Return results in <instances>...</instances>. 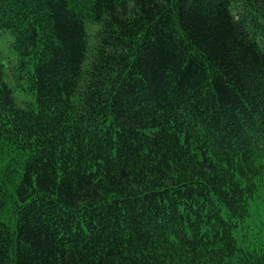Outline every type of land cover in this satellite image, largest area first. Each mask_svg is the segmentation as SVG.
I'll use <instances>...</instances> for the list:
<instances>
[{"label": "trees", "instance_id": "trees-1", "mask_svg": "<svg viewBox=\"0 0 264 264\" xmlns=\"http://www.w3.org/2000/svg\"><path fill=\"white\" fill-rule=\"evenodd\" d=\"M6 33L0 264H264V0H0Z\"/></svg>", "mask_w": 264, "mask_h": 264}, {"label": "rangeland", "instance_id": "rangeland-1", "mask_svg": "<svg viewBox=\"0 0 264 264\" xmlns=\"http://www.w3.org/2000/svg\"><path fill=\"white\" fill-rule=\"evenodd\" d=\"M93 31H94V27H89V34L92 35L93 34ZM8 34H1L0 36V61L1 63L3 64V67H4V73H5V82L11 86V87H15V91H14V97L16 98V101L18 103H23L25 101L29 102L30 100L31 101H34V98L32 95H30L24 88L18 86V85H22L24 84V80L21 79L19 80L18 79V75L19 74H22V73H19L17 70H16V57L14 56V59L12 58L11 54L9 53L8 51V43H9V38L7 36ZM11 39V38H10ZM10 49V48H9ZM11 51V50H10ZM261 198L262 199H259L256 201L257 203V206L264 210V190H263V194L261 195ZM263 212V211H262ZM261 212V213H262ZM264 220L263 217H260L256 220H254L256 224H259L260 221Z\"/></svg>", "mask_w": 264, "mask_h": 264}]
</instances>
